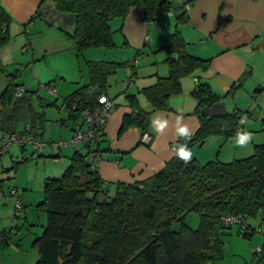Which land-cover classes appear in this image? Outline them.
I'll use <instances>...</instances> for the list:
<instances>
[{
    "label": "trees",
    "instance_id": "1",
    "mask_svg": "<svg viewBox=\"0 0 264 264\" xmlns=\"http://www.w3.org/2000/svg\"><path fill=\"white\" fill-rule=\"evenodd\" d=\"M53 3L57 11L74 14V30L69 37L79 54L89 48L115 47L113 34L121 30V25L112 29L113 21L122 24L132 6L142 7L148 21H159L173 10L168 0H53ZM175 20L187 21L186 13L176 15ZM10 22V16L0 6V50L11 39ZM185 47L178 29L164 32L168 75L158 76L153 84L140 89L153 110L169 108V97L182 91V77L208 68L209 60L188 54ZM124 64L105 60L87 62L89 81L62 100L68 117L76 119L84 109L95 105L98 96L105 94L106 77ZM17 76V71L6 75L7 85L0 95V140L12 134L40 136L39 128L45 119L34 104V98L38 97L42 105L35 90L24 88L21 96L15 95L16 88L22 86L16 82ZM191 95L197 100L199 127L190 140L181 138L188 148L202 145L212 135L228 138L238 132L245 112L232 111L212 118L200 112L220 100L207 82L199 80ZM127 99L131 112L123 116L120 132L130 126L145 131L150 113L139 107L135 94H127ZM88 155L89 148L86 153L75 150L61 176L48 177L43 182V198L38 206L45 211L46 223L33 242L37 252L34 264L212 263L223 256L222 235L232 226L223 224L222 216H241L246 221L259 213L262 218L264 213V144L254 145L246 157L227 162L215 159L200 163L192 156L185 163L173 155L141 182H117L111 196ZM187 212L199 214L196 229L184 223ZM173 221L179 222L178 230L171 228ZM251 233L245 231L243 236Z\"/></svg>",
    "mask_w": 264,
    "mask_h": 264
},
{
    "label": "crops",
    "instance_id": "2",
    "mask_svg": "<svg viewBox=\"0 0 264 264\" xmlns=\"http://www.w3.org/2000/svg\"><path fill=\"white\" fill-rule=\"evenodd\" d=\"M168 1L173 10L159 21L145 20L143 8L132 6L122 24L118 20L112 24L115 30L121 25V30L113 34V40L115 47L122 46L128 59L109 74L105 82V94L113 102V109L106 124L105 137L98 145L101 161L97 170L105 182L104 188L111 194L117 182H141L152 176L173 157L175 144H185L176 136L178 115L182 114V123L193 130V134L196 132L199 127L197 100L191 91L199 80L209 84L220 97L218 102L223 103L228 112H245L246 123L240 125L238 132H251L253 139L247 147L240 148L234 143L236 134L228 138L209 136L202 145H197L198 150L189 147L195 159L199 162L202 158L227 162L246 157L252 153L254 145L264 144V0ZM186 4L190 5L187 10L183 9ZM0 6L11 19L9 43L12 40L19 42L29 65L26 69L29 72L31 69L38 85L49 83L63 100L89 81L87 62L101 60L100 54L88 57L86 68L82 65L69 37L74 30L73 13L57 11L53 0H0ZM184 12L187 21L176 23L175 16ZM175 29L186 42V52L209 60V65L205 70H196L182 77V91L169 97L168 109L153 110L140 89L153 84L158 76L168 75L164 32L171 33ZM9 43L0 50V95L7 85L6 75L13 73L9 69L12 61L6 54ZM135 57L137 61L133 62ZM16 82L25 89L31 84L28 75ZM129 93L135 94L139 107L150 113L145 130L151 135L148 143L141 142L143 131L136 126L122 132L119 130L123 116L131 112L127 99ZM156 118L168 122L163 133L154 131L152 121ZM80 121L81 117L76 128ZM250 222L246 220L254 231L248 237L243 236L245 231L240 233L241 228L238 233L248 239L260 237L264 243L261 214ZM252 251L255 253V249ZM241 260L239 264L247 262L245 257Z\"/></svg>",
    "mask_w": 264,
    "mask_h": 264
},
{
    "label": "rangeland",
    "instance_id": "3",
    "mask_svg": "<svg viewBox=\"0 0 264 264\" xmlns=\"http://www.w3.org/2000/svg\"><path fill=\"white\" fill-rule=\"evenodd\" d=\"M156 25L159 26V23H156ZM8 48L9 51L6 54L12 61L9 69L11 72H18L16 80L19 81L20 78L22 79L23 76L28 75L31 84L26 85V89L35 90L37 96L42 99V105L40 106L38 97L34 98L38 111L44 113L45 117L39 128L41 136H37V138L50 143L59 140L68 141L72 136V132L77 129L76 126L80 117L76 119L69 118L68 113L62 106V96L50 92L46 88V84L38 85V82L34 80L35 77L32 75L31 69L30 72L26 69L29 65L25 60V55L22 54L18 41L12 40ZM89 49L79 54L80 61L85 68V61L92 54L96 56L100 54L99 59L105 61L126 63L128 59L124 56L122 46L110 49ZM97 49L100 50L99 53H97ZM49 102L54 103L49 105ZM61 118L64 120H60ZM192 147L194 150L199 149L197 145ZM31 150L32 147L27 146L22 152L23 150L15 143L8 152L0 156V264H34L36 262L37 252L33 242L41 234L46 223L45 211L38 206L43 198V182L48 177H60L72 153L75 150L86 153L88 147L82 141L76 142L74 145L64 144L58 152L59 156L55 157L51 155L50 146L48 145L42 150V155L31 156L26 160H22L24 154L30 153ZM205 159L202 158L200 163L208 161V159ZM12 190L14 193H11ZM112 191V194L108 192L110 196L114 194L115 189ZM17 200L22 206L21 209L16 207ZM252 219L247 218L246 220L252 223L250 222ZM183 221L189 227L196 229L199 226L200 217L196 212H187L184 214ZM171 228L178 230L179 222L173 221ZM240 228L239 225L233 224L232 228H229L222 235L223 256L212 263L205 264H239L242 257H245L247 261L245 264H264V256L257 255V252L252 251V249L258 250L261 246L264 248L263 240L256 236L253 239L242 237L241 234L245 230L241 228L243 230L240 231ZM257 258L262 259L257 261Z\"/></svg>",
    "mask_w": 264,
    "mask_h": 264
},
{
    "label": "built area",
    "instance_id": "4",
    "mask_svg": "<svg viewBox=\"0 0 264 264\" xmlns=\"http://www.w3.org/2000/svg\"><path fill=\"white\" fill-rule=\"evenodd\" d=\"M190 5L186 4L184 8L187 10L189 9ZM137 58H133V62H136ZM46 88L50 92H55V89L51 85H46ZM24 92V87L18 86L16 88L15 95L17 97L21 96ZM104 97L105 100L102 103L101 98ZM113 109V102L109 99V97L106 94H101L98 96L96 104L93 105L90 108H86L81 112V121L80 125L77 127L75 131H73L71 138L68 141H62L59 140L58 142L50 143L48 141H45L43 139H38L37 137H34L28 133H22V134H12L9 135L2 140H0V156L5 154L10 150L13 144H18V146L22 149L24 152V149L27 146H31L32 150L30 153H26L23 156V159H28L29 157H37L39 153L42 152L44 148H46L48 145L50 146V152L51 154H56L59 152L60 148L64 144H71L74 145L76 142L82 141L89 147V159L91 161L92 167L97 168L101 159H100V152L96 151V148L102 141V139L105 137L106 134V124L109 120L111 113ZM29 127L27 126V129ZM241 128L238 129L240 131ZM151 140V135L147 131H143L141 134V142L142 143H148ZM178 145H174L172 149L174 150ZM22 159V160H23ZM14 193L12 190L11 193ZM16 207L18 209H21V205L19 201L16 202ZM223 224L225 225H233L237 224L241 228H244L246 232H253V229L249 228L246 224V221L241 216H222L221 217ZM262 219L264 220V213L262 215ZM257 252V255L264 256L263 248H259L258 250H255V253Z\"/></svg>",
    "mask_w": 264,
    "mask_h": 264
},
{
    "label": "clouds",
    "instance_id": "5",
    "mask_svg": "<svg viewBox=\"0 0 264 264\" xmlns=\"http://www.w3.org/2000/svg\"><path fill=\"white\" fill-rule=\"evenodd\" d=\"M105 100L104 97L101 98V102L103 103ZM183 116L178 115L176 118V136L178 138H184L186 140H190L193 135V130H191L186 124L182 123ZM154 125V131L158 133H163L165 128L168 126V122L166 120L161 119H153L152 121ZM240 124L246 123V117H242L239 121ZM253 139V134L251 132H237L235 137V145L240 148L247 147ZM174 155H176L181 161L188 163L192 159V152L187 147V144L178 145L173 150Z\"/></svg>",
    "mask_w": 264,
    "mask_h": 264
},
{
    "label": "water",
    "instance_id": "6",
    "mask_svg": "<svg viewBox=\"0 0 264 264\" xmlns=\"http://www.w3.org/2000/svg\"><path fill=\"white\" fill-rule=\"evenodd\" d=\"M174 57L177 58L176 55H174ZM200 112L202 114H205L208 118H212L215 116L225 115L228 111L226 110L225 105L223 103L216 102L211 106L201 108Z\"/></svg>",
    "mask_w": 264,
    "mask_h": 264
}]
</instances>
